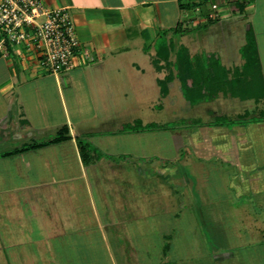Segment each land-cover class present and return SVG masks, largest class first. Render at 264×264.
Segmentation results:
<instances>
[{
  "label": "crops",
  "instance_id": "0c3cea01",
  "mask_svg": "<svg viewBox=\"0 0 264 264\" xmlns=\"http://www.w3.org/2000/svg\"><path fill=\"white\" fill-rule=\"evenodd\" d=\"M44 1L68 9L86 56L55 74L42 71L30 53L21 58L11 47L0 53V264H264V239L256 234L227 244L219 218L232 207L245 208L250 229L264 231L258 226L264 211V94H219L189 103L177 77L162 93L158 79L167 71L154 67L156 50L149 47L160 29L179 23L185 30L170 37L189 35L194 40L187 47L190 54L214 53L232 69L243 62L239 48L244 43H232L233 35L245 40L250 27L264 84V0H247L241 11L232 8L236 0H220L219 16L212 20L204 17L207 3L199 10L180 8L186 0ZM210 40L214 48H204ZM136 54L148 65L136 62L131 57ZM172 82L178 83L186 109L205 104L206 118L188 116L191 124L183 131L122 129L136 120L166 124L144 121L142 112L155 99L147 89L165 97ZM226 96L254 104L235 115L214 111L211 103L219 107ZM93 119L110 120L112 128H91ZM120 119L131 120L115 122ZM62 128L69 138L39 144L65 132ZM157 132L169 135L176 155L186 151L194 160L149 157L141 139ZM77 136L104 155L85 163ZM194 175L203 176L196 192L187 189ZM180 189L184 195H178ZM234 199L235 204L229 202ZM164 220L168 232L161 228ZM151 223H159L165 239L158 255L147 246L156 231ZM204 230L216 238L210 246Z\"/></svg>",
  "mask_w": 264,
  "mask_h": 264
},
{
  "label": "trees",
  "instance_id": "16d2710c",
  "mask_svg": "<svg viewBox=\"0 0 264 264\" xmlns=\"http://www.w3.org/2000/svg\"><path fill=\"white\" fill-rule=\"evenodd\" d=\"M246 1L236 0L233 2L232 8L241 11ZM196 3L195 0H190L185 3H179V6L182 9H188L192 8ZM178 24L174 28L160 29L152 44L149 45V47H154L156 50L152 57L154 67L157 69L163 67L167 71L163 79H158L162 93H165L167 90V81L173 77H177L182 95L189 103H196L202 99L212 98L219 94L238 96L240 98H259L264 94V84L256 44L250 27L246 29L244 43L239 48L243 59L241 66L228 69L221 64L218 56L214 53L190 54L187 47L166 46L167 41L172 38L168 35L169 33H178L185 30H181ZM172 52L174 53L173 59L171 58ZM167 126L169 125H158L155 123L143 125L140 121L136 120L133 123L123 125L122 129L145 130L156 127L165 128ZM65 129L62 128L66 132ZM65 132H60L49 141L39 144L69 138L70 135ZM76 141L85 163L90 160L92 155H104L86 138L77 136ZM166 252L167 246L165 245L164 254Z\"/></svg>",
  "mask_w": 264,
  "mask_h": 264
},
{
  "label": "rangeland",
  "instance_id": "374dc122",
  "mask_svg": "<svg viewBox=\"0 0 264 264\" xmlns=\"http://www.w3.org/2000/svg\"><path fill=\"white\" fill-rule=\"evenodd\" d=\"M208 38H211V36H208ZM243 41H244V37L242 35H233L232 43L237 44L238 42H243ZM193 43H194V40L189 35L179 34V35H175L173 38H170L167 41L166 46L168 47H171V46L172 47H180V46L192 47ZM222 43L223 42L220 41L218 44L219 46L216 45L218 46L217 48L220 51L225 49V45ZM204 48H214V43L212 42V40H210L208 44H205ZM260 50H261L262 57L264 58V42L261 40H260ZM138 56L139 55L136 54V55H132L131 57L134 58L136 62H138L139 64H143L147 66L148 63L145 61L146 59L139 60ZM238 59H240L239 55H237V61ZM150 71L153 73V70H150ZM177 86H178L177 82H172V84L169 86L168 94L165 97H159L158 95H156V93L152 92V89L150 88L147 89V92H148L147 96L152 97L155 95V99H153L151 103V107L150 105H148L147 107L145 106L146 108L144 112H142L144 113L143 114L144 121L166 122V124H168L171 128L173 127L174 129H180V131L181 130L183 131L189 126V124H191L190 120L187 121L188 116L198 115L202 117V119L206 118L208 113L206 112V107H205V104L203 103L192 105L191 108L189 106H187V109L185 108L184 106L185 100L183 96L181 95L179 88ZM219 101H220L219 107L216 106L218 102H212L211 108H213L214 111L216 112H223L228 115H235L238 112H242L245 108L247 109L251 108L252 105L254 104L253 100L251 99L241 100L239 98H233L229 96L220 98ZM261 103L263 104L264 102H261ZM157 104H161L162 108L159 109L157 107ZM259 105H260V102H259ZM177 118H179V121L174 122V120ZM130 120L131 119H120V121L116 120L115 122H128V121L130 122ZM88 123L90 124V126H92L91 128L94 127L95 129H99V130L102 128H112L110 120L100 121V120L93 119V120H89ZM99 139H105V138L99 137L97 138V141H99ZM143 139H145L146 141V152L149 157L156 154V156L163 155L166 158H172V157L178 156V158L180 157L179 158L180 162H182L181 160H184L185 162H188V161L191 162L192 160H194L193 155L190 153H187L186 151L184 152L181 151L178 153V155H176L175 149H173V147L171 146L169 135L166 132H157V133H152V134L147 133L145 134V138H142L141 141ZM122 144L123 142L119 143L120 148H122ZM112 158L115 161H119V162L124 160L123 156L121 157L114 156ZM202 177H203L202 175L200 177L198 175H194L191 178L192 182L189 184V187H187V189L189 188L190 191L194 190L195 192L200 190L203 184L200 185L198 183L199 182L198 178L201 179ZM104 186L107 187V182H104ZM166 191H167V188L164 187L163 193ZM184 192H186V190L183 191V189L182 190L180 189L178 192V195L180 196L181 194L184 195L185 194ZM186 201L187 200L184 199L183 203H186ZM229 202L236 203L237 201H235L234 199ZM227 213L228 215H226ZM246 213H247V210H245V208H233L232 207V209L228 211L226 210V214H224L222 217H219L222 221V228L226 232L223 238L225 239V242L227 244L231 245V243L234 244L235 241L237 240L244 241L247 239L254 238L256 237V234L259 240L264 239V231L262 232L261 230H259V232L256 233V230L254 229V227L250 229V222H252V219L250 216H246L245 215ZM258 219H259L258 226L261 229V227L264 225V211L260 212ZM154 225H156V228L154 227ZM157 225H159V223H151V226L155 228L156 231L154 230L152 231L154 239L151 241L148 240L149 242L147 246H148V250H151L158 255L160 244L163 243L165 239L160 238ZM168 226H169V223L165 222V220L161 223V228L163 231L168 232L169 231ZM244 226L247 227L246 229L247 231L246 233H244V238H241V235H242L241 230H244ZM205 230L208 231L209 228L205 227ZM196 231L198 232L197 233V236H198L199 233L200 234L203 233V228H200L199 230L196 229ZM207 231H205L206 235L205 236L203 235V237L206 241H208V246H210V243L213 244L216 242V238L213 237L212 234H209ZM245 234L247 235L246 237H245ZM195 239L198 240V238H195Z\"/></svg>",
  "mask_w": 264,
  "mask_h": 264
},
{
  "label": "built area",
  "instance_id": "2783aa9c",
  "mask_svg": "<svg viewBox=\"0 0 264 264\" xmlns=\"http://www.w3.org/2000/svg\"><path fill=\"white\" fill-rule=\"evenodd\" d=\"M190 1V0H186ZM205 20L219 16L220 0H195ZM8 47L21 58L30 53L44 72L58 73L75 67L86 56L66 7L50 6L44 0H0V53Z\"/></svg>",
  "mask_w": 264,
  "mask_h": 264
}]
</instances>
